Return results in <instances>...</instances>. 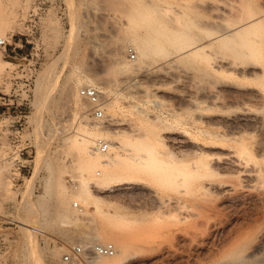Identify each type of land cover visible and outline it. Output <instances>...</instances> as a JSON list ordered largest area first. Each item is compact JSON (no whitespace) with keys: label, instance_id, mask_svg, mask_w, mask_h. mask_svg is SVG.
Listing matches in <instances>:
<instances>
[{"label":"rangeland","instance_id":"obj_1","mask_svg":"<svg viewBox=\"0 0 264 264\" xmlns=\"http://www.w3.org/2000/svg\"><path fill=\"white\" fill-rule=\"evenodd\" d=\"M105 1L0 0V37L9 43L7 50L0 48V113H5L0 121V164L7 166L0 182L13 185L10 192L0 189V264H32L29 233L20 221L33 223L36 230L40 246L36 264H62L65 247L98 244L84 237L97 230L116 241L117 251L121 243L127 245L126 264H264V198L253 180L230 168L215 178L228 188L205 191L186 180L176 166L158 171L154 161L143 165L136 160L144 144L134 135L151 129L138 122V110L160 116L168 131L176 133L172 136L189 141L190 136L183 135L191 132V121L200 110L183 101L190 89L181 84L168 86L177 92L166 95L163 106L150 89L138 94L121 85L110 87L106 108L110 102L120 103V124L109 130L131 135L130 156L121 157L120 178L110 186L101 189L96 178H89L94 194L102 199L100 209L93 202L85 207L77 197L81 182L74 168L77 151L65 139H74L85 112L92 118L90 105L83 110L76 103V97L85 102L80 90L90 86H83L82 80L107 76L111 42L117 35L129 41L125 59H139L130 44L134 34L128 20L106 8ZM205 1L219 3L227 15H242L240 7H248L246 14L249 7L264 11V0ZM201 83L195 76L196 94ZM92 122L98 125L93 118ZM110 135L107 141L115 137ZM194 150L192 143L184 149ZM121 178L129 184L121 183ZM80 208L88 212L89 220L78 216ZM52 251L62 255L55 258ZM237 253L243 257L238 254L236 260Z\"/></svg>","mask_w":264,"mask_h":264},{"label":"bare ground","instance_id":"obj_2","mask_svg":"<svg viewBox=\"0 0 264 264\" xmlns=\"http://www.w3.org/2000/svg\"><path fill=\"white\" fill-rule=\"evenodd\" d=\"M105 3L106 8L121 13L128 20V28L134 34L130 44L135 46L139 59H125L129 41L125 35H117L111 42L112 59L107 76L82 78V85L99 88L105 103L110 87L114 85L138 94L150 89L156 96L155 102L163 106L166 95L177 92L168 86L181 84L190 89L183 101L198 106L200 110L191 121V132L183 135L190 136L189 141L172 136L176 133L168 131L160 116L148 110H138V122L148 123L151 129L136 131L134 135L140 144H144L142 153L136 154L139 156L136 160L143 165L154 161L158 171L176 166L185 174L186 180L198 183L205 191L228 188L229 185L215 178L226 175L230 168H236L239 175L253 180L254 187L264 198V11L256 12L249 7L246 14L248 7L246 11L240 7L242 15H227L219 3L205 0H186L185 3H178V0H106ZM0 40H5L4 36ZM150 59L155 60L145 62ZM195 76L202 80V88L197 94L193 91ZM85 102L76 97V103L83 110H89L90 104ZM119 104H107L109 120L106 125L91 124L92 118L85 112L74 139H65L69 147L77 151L74 168L81 182L77 184L76 194L85 207L93 202L100 209L102 200L91 189L89 178H96L95 185L101 189L110 186L120 178L117 173L118 166L122 165L121 157L130 156L128 139L131 135L126 131L109 130V127L120 124L117 120ZM110 134L115 137L109 141V151H95L97 143L109 139ZM187 143L195 145L193 153H185ZM175 149L184 153L177 155ZM213 149L223 152L212 153ZM177 161L181 162L180 167ZM6 168L0 164V174ZM121 183L129 184L128 181ZM3 184L0 182V189L7 192L13 189L9 181ZM78 212L82 219H90L84 209ZM19 223L29 233L27 247L33 257L32 264H36L40 247L36 230L33 223ZM97 231L84 237L90 239V243L104 244L110 240L116 244L108 234ZM117 252L114 256L97 257L88 263L126 264L129 258L127 245L121 243ZM52 255L56 258L62 254L55 251ZM243 262L234 261L233 264Z\"/></svg>","mask_w":264,"mask_h":264},{"label":"built area","instance_id":"obj_3","mask_svg":"<svg viewBox=\"0 0 264 264\" xmlns=\"http://www.w3.org/2000/svg\"><path fill=\"white\" fill-rule=\"evenodd\" d=\"M9 43L7 40H0V48L7 50ZM130 56L135 59L136 55L133 50L130 51ZM80 96L87 101L91 108L90 114L92 118L99 125L108 124L109 117L107 115V108L102 94L97 87L88 86L80 90ZM5 113H0V121ZM110 149V142L107 140H100L95 147V151L99 150L102 153H107ZM75 207H80L78 203L74 204ZM117 253V249L114 244H94L93 246H68L65 248V252L62 256V264H86L90 263L97 257H111Z\"/></svg>","mask_w":264,"mask_h":264}]
</instances>
